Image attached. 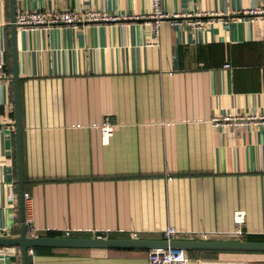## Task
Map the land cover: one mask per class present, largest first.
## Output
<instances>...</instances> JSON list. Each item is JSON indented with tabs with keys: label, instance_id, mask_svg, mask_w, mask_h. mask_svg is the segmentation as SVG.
I'll use <instances>...</instances> for the list:
<instances>
[{
	"label": "crops",
	"instance_id": "obj_1",
	"mask_svg": "<svg viewBox=\"0 0 264 264\" xmlns=\"http://www.w3.org/2000/svg\"><path fill=\"white\" fill-rule=\"evenodd\" d=\"M264 0H162L168 12L230 17ZM21 10H99L113 20L16 28L28 235L241 239L264 236V124H220L264 112V22L237 13L201 27L149 24L151 0H15ZM15 13V15H16ZM242 16V17H241ZM9 0H0V235L19 234ZM224 64H228L225 66ZM114 124L107 144L99 123ZM5 227L8 228L5 231ZM0 245V264H13ZM190 264H264V252L191 250ZM29 264H148L147 249L40 247Z\"/></svg>",
	"mask_w": 264,
	"mask_h": 264
},
{
	"label": "built area",
	"instance_id": "obj_2",
	"mask_svg": "<svg viewBox=\"0 0 264 264\" xmlns=\"http://www.w3.org/2000/svg\"><path fill=\"white\" fill-rule=\"evenodd\" d=\"M242 13L247 15L248 20H258L264 22V3L253 2L250 6L244 8L241 11H235V14L230 17H221V15L202 13L199 10H187V11H174L168 13L162 6V0H151V9L149 12L138 15L140 18H144L149 24V33L151 36L150 44H157L159 37V24L164 18L170 20L172 24L185 23L191 27H201L203 24H210L217 20L219 22H227L228 19L237 18L236 14ZM117 16L109 14L104 11L93 10H21L15 15L14 22L22 29L25 28H49L58 24H70L76 26L79 23L92 22V21H105L113 20ZM242 17V16H241ZM228 66V64H224ZM9 74L6 67L0 63V83H9ZM246 122L253 124H264V112H248L246 114H233L226 113L220 118H213L212 123L215 126L220 124H234L239 126ZM99 129L101 134V142L107 144L110 137L113 134L114 124L107 118L103 119L99 123ZM233 229L230 230L232 234L237 237H243L247 232L244 230L245 211L243 209H236L232 214ZM24 222L27 229H33L32 224V212H31V200L28 196L24 195ZM4 228V227H2ZM2 228L0 231H2ZM8 228L5 227V231ZM160 238L171 240L175 238V235L181 230L174 226H166L157 230ZM209 231H202L200 233L201 238L205 239ZM63 236H69L70 232L65 230L61 232ZM132 236L136 237L137 232L131 231ZM97 237H105L101 234L95 235ZM12 263L17 264V258L19 257L18 247L13 246ZM148 264H190V258L187 250L183 248H176L167 246L155 247L147 249Z\"/></svg>",
	"mask_w": 264,
	"mask_h": 264
},
{
	"label": "water",
	"instance_id": "obj_3",
	"mask_svg": "<svg viewBox=\"0 0 264 264\" xmlns=\"http://www.w3.org/2000/svg\"><path fill=\"white\" fill-rule=\"evenodd\" d=\"M11 44H12V95L14 113V138L16 160V183L18 191L19 234L16 236L0 235V245L15 246L19 249L20 264H27L28 249L30 247H101V248H138L150 249L167 246L183 248L185 250H214V251H250L264 252V240L248 239H171L141 238V237H71L28 235L24 222V176L22 155V131L20 118L19 76L17 69V47L15 19V0H9Z\"/></svg>",
	"mask_w": 264,
	"mask_h": 264
},
{
	"label": "trees",
	"instance_id": "obj_4",
	"mask_svg": "<svg viewBox=\"0 0 264 264\" xmlns=\"http://www.w3.org/2000/svg\"><path fill=\"white\" fill-rule=\"evenodd\" d=\"M17 222H19V218L17 217ZM51 236H54V235H51ZM241 239H244V238H241ZM245 239H248V240H264V236H250V237H246ZM33 248H40L39 246H34ZM191 250H187V253H189ZM214 251V250H212ZM17 264H20V257L17 258ZM27 264H29V261H28V256H27Z\"/></svg>",
	"mask_w": 264,
	"mask_h": 264
}]
</instances>
